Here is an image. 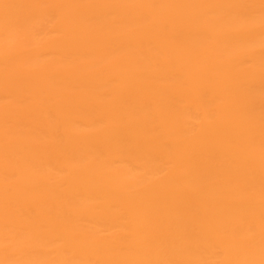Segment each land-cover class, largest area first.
I'll return each instance as SVG.
<instances>
[{
    "label": "bare ground",
    "instance_id": "obj_1",
    "mask_svg": "<svg viewBox=\"0 0 264 264\" xmlns=\"http://www.w3.org/2000/svg\"><path fill=\"white\" fill-rule=\"evenodd\" d=\"M0 264H264V0H0Z\"/></svg>",
    "mask_w": 264,
    "mask_h": 264
}]
</instances>
